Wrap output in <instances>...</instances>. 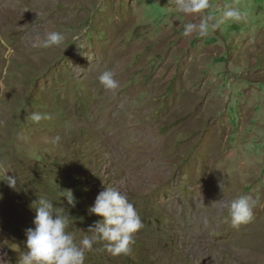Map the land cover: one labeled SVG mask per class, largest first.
<instances>
[{
  "label": "rangeland",
  "instance_id": "obj_1",
  "mask_svg": "<svg viewBox=\"0 0 264 264\" xmlns=\"http://www.w3.org/2000/svg\"><path fill=\"white\" fill-rule=\"evenodd\" d=\"M174 5L0 0V178L19 188L0 181L10 264L36 199L67 211L78 243L105 187L127 196L143 227L130 254L98 243L85 264H264V0H210L213 22L229 6L242 18L206 37H185L200 17ZM52 31L61 45L40 47ZM106 70L117 89L100 84ZM35 112L51 119L35 123ZM240 195L256 202L253 218L233 228L228 205Z\"/></svg>",
  "mask_w": 264,
  "mask_h": 264
},
{
  "label": "clouds",
  "instance_id": "obj_2",
  "mask_svg": "<svg viewBox=\"0 0 264 264\" xmlns=\"http://www.w3.org/2000/svg\"><path fill=\"white\" fill-rule=\"evenodd\" d=\"M175 10L184 15L200 17L199 24L186 23L183 35L191 36L194 32L200 37H206L210 31L218 29L226 21H239L241 12L231 6L221 14L220 19L213 22V17L207 14L210 0H175ZM64 40L62 33L52 31L40 41L39 46L50 48L60 46ZM99 82L106 90H115L119 87L118 81L110 70L99 75ZM35 123L51 119L44 113H32L29 117ZM0 181H4L10 189L18 190L17 178L4 173ZM222 187V183L219 185ZM68 195L66 203L75 207L76 200L71 190L65 191ZM255 201L248 195H240L228 205V215L233 228L248 224L253 218ZM31 207L35 211L33 227L26 229L24 250L19 255L17 264H85L86 252L93 249L94 244L102 243L104 249L114 256L128 255L135 243L134 235L143 227L141 218L134 205L126 195L115 187H105L88 209L90 214L100 217L78 243L73 234L68 231L71 217L64 208H56L46 197L36 199ZM0 264H10L3 255H0Z\"/></svg>",
  "mask_w": 264,
  "mask_h": 264
},
{
  "label": "bare ground",
  "instance_id": "obj_3",
  "mask_svg": "<svg viewBox=\"0 0 264 264\" xmlns=\"http://www.w3.org/2000/svg\"><path fill=\"white\" fill-rule=\"evenodd\" d=\"M2 3V2H1ZM8 3V2H7ZM9 6V5H8Z\"/></svg>",
  "mask_w": 264,
  "mask_h": 264
}]
</instances>
